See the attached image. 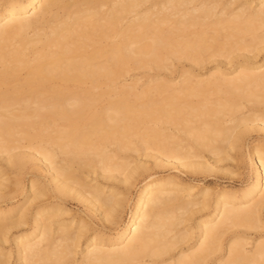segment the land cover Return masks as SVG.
I'll list each match as a JSON object with an SVG mask.
<instances>
[{"label": "bare ground", "instance_id": "bare-ground-1", "mask_svg": "<svg viewBox=\"0 0 264 264\" xmlns=\"http://www.w3.org/2000/svg\"><path fill=\"white\" fill-rule=\"evenodd\" d=\"M260 133L264 0H0V264H264Z\"/></svg>", "mask_w": 264, "mask_h": 264}, {"label": "rangeland", "instance_id": "rangeland-1", "mask_svg": "<svg viewBox=\"0 0 264 264\" xmlns=\"http://www.w3.org/2000/svg\"><path fill=\"white\" fill-rule=\"evenodd\" d=\"M254 6H255V4L251 5L252 8ZM201 73H205V71H202ZM163 74L164 73H161V72L158 74L159 82L162 81ZM150 75H152V74L151 73H145L143 71L134 72V74H129L128 76H126V78H125L126 79V84L131 83L132 80L133 81L134 80H138L137 84H136L137 85L136 86V91L139 92V91L145 89L144 81ZM260 135H261V137L264 136L263 133H260ZM253 143L254 142L249 141L248 142V147L253 145ZM235 158H237V159L235 160L234 163H232V172L233 173L229 177H223L222 173H220L217 176L218 177H223V178L222 179L220 178V180L217 179V182H215V184H212V183L203 184L201 182H197V183L196 182H194V183L192 182V183H190L191 186L192 185L193 186L194 185L195 186H199V187L206 186V187H209L210 189L214 190L215 187H217V186L219 187V185H220V186H224L226 188V190H229V191H234L235 192V191L240 190L243 186H245L249 182V177H250V174H251V166H250V162H249V160L247 158L245 150H243L240 155L238 154L237 156H235ZM144 162H146L145 166H148V164L151 163V160L150 159H145ZM148 174H153V175L156 176V178H162V179L167 178L168 175H170L172 177V179H175L176 175H177V173L175 171H172L171 173H167L165 171H162L161 169H152V170H149L146 173L145 172H143V173L142 172L141 173L137 172L135 181L133 182L132 186L128 190L127 202H126V205H125V209H124V211H123V213L121 215L122 222H126L127 221L130 209L132 207V204H133V202L136 199V196H137V193H138V188L140 187L143 178L146 177ZM137 176H138V178H137ZM232 232H234V230ZM250 242L251 241L247 242L248 245L246 246V250L251 249Z\"/></svg>", "mask_w": 264, "mask_h": 264}]
</instances>
